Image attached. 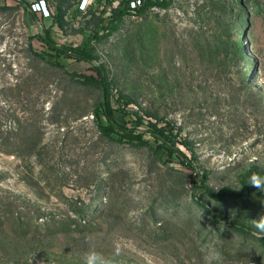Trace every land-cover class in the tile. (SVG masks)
Returning a JSON list of instances; mask_svg holds the SVG:
<instances>
[{
    "label": "rangeland",
    "instance_id": "1",
    "mask_svg": "<svg viewBox=\"0 0 264 264\" xmlns=\"http://www.w3.org/2000/svg\"><path fill=\"white\" fill-rule=\"evenodd\" d=\"M30 1L0 0V264H83L90 249L111 264H264V0H170L107 37L119 8L47 0L41 20ZM99 65L115 118L169 122L189 165L148 134L151 149L102 131L101 92L82 83Z\"/></svg>",
    "mask_w": 264,
    "mask_h": 264
},
{
    "label": "trees",
    "instance_id": "2",
    "mask_svg": "<svg viewBox=\"0 0 264 264\" xmlns=\"http://www.w3.org/2000/svg\"><path fill=\"white\" fill-rule=\"evenodd\" d=\"M170 0H147L144 6L137 12V17L142 16L151 6H156L159 9H163L168 6ZM62 3V2H61ZM226 11L234 10L232 6L227 5L225 6ZM59 10V18H58V24L59 26H63V18L64 14L61 13V7L58 8ZM127 14V11L125 8L121 9L119 8L117 19H116V24L111 25V27H101L102 32L104 33V37H107L109 35H112L115 33L121 24V18ZM108 34V35H107ZM98 34L96 33L95 36ZM201 37L203 39L202 43L204 44V48L201 46L197 54L199 58L201 57H207L208 60L211 58L213 59V56L215 55V52L212 51V44L214 42L213 38L214 37H204L201 34ZM39 40L41 41V44L54 52L58 53H64V54H69L77 59H81L87 62H92L94 60L93 55L91 54L90 50L88 49L87 44H83L81 47H77L74 49H66L62 47H58L55 45V43L51 40L49 37L48 33H44L41 37H39ZM212 40V41H211ZM96 73V76L94 75H85L83 76L82 83L94 88H97L101 92V103H100V109H101V114L104 116L106 121L108 122L107 127H101V130L105 132L111 139L112 136H110L109 133H114L119 134L122 139H124L126 142L130 144H137L139 146H148L151 149V146L148 144V141L144 139V136L148 134L153 141L156 142L157 144V149L155 153H158L161 151L162 153L167 155V161L171 162L173 157L176 158H182L183 160L186 161L185 165H189L187 162V157L184 155L183 152L179 150L177 147L178 140L182 142V144H186L185 140L178 139L180 130H176V133H174V128L170 126L169 122H166L162 126H157V124H149V129L147 131H139L135 127H129L127 121H122L119 122L115 116H114V110L112 109L108 95H109V81L108 77L106 75V72L104 68L99 65L94 67L93 69ZM98 115V113H96ZM114 140V139H113ZM180 159V162L184 163L183 160ZM205 194L212 199L214 202H219L225 198H233V199H239L242 196V193H235L229 189H224L221 192L214 194L212 193L209 189L205 188ZM212 217L216 220L219 221V216L213 211H210ZM232 230L236 232H240L242 234L247 235L248 230L245 229L244 227L231 224L229 225Z\"/></svg>",
    "mask_w": 264,
    "mask_h": 264
},
{
    "label": "built area",
    "instance_id": "3",
    "mask_svg": "<svg viewBox=\"0 0 264 264\" xmlns=\"http://www.w3.org/2000/svg\"><path fill=\"white\" fill-rule=\"evenodd\" d=\"M147 0H127L125 4H114L113 2H109V0H78L76 2V7L78 13H85L87 14L86 10L91 8L93 4L96 2L103 11L101 13L105 18H110L115 10L118 8H125L127 14L121 18L124 21V18H134L137 17V12L144 6ZM29 11L32 14H36L39 16L41 20H47L51 17V8L47 0H32L29 2L28 6ZM119 10V9H118ZM159 10L156 6H151L145 13H149L150 11ZM144 13V14H145ZM119 26V27H120Z\"/></svg>",
    "mask_w": 264,
    "mask_h": 264
},
{
    "label": "clouds",
    "instance_id": "4",
    "mask_svg": "<svg viewBox=\"0 0 264 264\" xmlns=\"http://www.w3.org/2000/svg\"><path fill=\"white\" fill-rule=\"evenodd\" d=\"M83 264H111V261L105 258L101 253L90 249L83 255Z\"/></svg>",
    "mask_w": 264,
    "mask_h": 264
}]
</instances>
